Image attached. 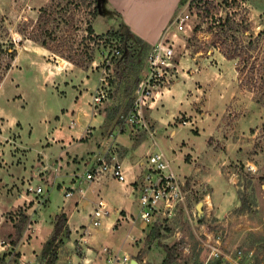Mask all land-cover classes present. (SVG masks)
Masks as SVG:
<instances>
[{
    "label": "rangeland",
    "instance_id": "rangeland-1",
    "mask_svg": "<svg viewBox=\"0 0 264 264\" xmlns=\"http://www.w3.org/2000/svg\"><path fill=\"white\" fill-rule=\"evenodd\" d=\"M185 1L170 24L188 12L193 31H179L175 39L178 72L171 84L182 81L189 96L187 108L173 118V123L162 128L148 120L145 109L150 128L159 129H156L155 147L149 130L142 128L133 134L135 128L125 125L121 118L130 111L128 101L136 93L134 84L143 76L147 59L144 55L130 69L125 70L122 65L112 68L109 98L96 106L91 103V117H104L100 129L103 135L113 136L108 143L115 140L111 150H117L118 155L121 153L124 157L125 145L116 144L114 133L122 131L126 145L138 152L130 158L131 162L145 159L158 148L170 160L183 186L184 201L172 215H160L154 225L159 222L164 234L161 240L178 249L180 264H193L198 259L209 264L216 258L215 253H220L218 259L227 264V260L240 251L243 262L264 264V0ZM26 3L27 0H0L12 36L25 20ZM189 3L191 7L187 6ZM207 9L211 14L205 13ZM88 12L77 15L81 29L75 46L83 49L89 45V39L82 44L81 38L87 36V22L91 20L101 40H114L120 48L119 32L124 30L122 24L125 23L117 13L108 4L105 14L97 18L91 19ZM227 15L234 20L233 26H242L235 32L240 43L233 52L240 57L235 59L224 54L222 40L215 36L222 35L215 27L217 21ZM196 26L200 30L195 36ZM260 32L263 35L260 36ZM17 35L14 34L15 38ZM15 40L18 56L0 85V245H5L0 256L12 251L13 217L21 208L28 212L30 222L20 245L11 253L9 264H41L43 245L53 232L56 216L64 213L65 190L69 185L61 175L54 178L61 169L60 153L56 147H50L52 141L46 135L58 126L57 119L66 108L65 127L67 130L68 127L78 128L71 125V121L80 123L79 107H73V103L67 105L69 95L75 99L86 84H92L84 94L89 100L93 97L94 84L103 76L102 70L94 65L95 61L96 64L101 62L102 48L98 47L97 40L95 44L91 41L95 61L88 70H82L74 64L73 67L61 65L58 62L61 57L36 46L32 40L21 43ZM229 45L228 49L236 50L237 42L231 40ZM123 51L127 54V48ZM243 59L246 62L243 63ZM175 129L177 135L172 137ZM89 134H93L92 126L87 128L86 135ZM142 141L140 147L144 150L139 149ZM71 162L80 164L82 161L72 159ZM27 183L45 187V193L28 192ZM200 202L203 203L202 213L197 209ZM131 205L136 217L139 205L133 201ZM153 227L142 230L131 221H116L112 230L119 234L123 250L131 252L138 264H158L162 259L161 248L157 243L150 246L146 239ZM102 231L98 228L85 239L79 231L74 235L71 231L70 238L60 242L56 264H83L87 249H91L90 253L100 259L101 264H110L105 247L116 256L127 253L118 246L111 247ZM96 234L99 241H88Z\"/></svg>",
    "mask_w": 264,
    "mask_h": 264
},
{
    "label": "crops",
    "instance_id": "crops-1",
    "mask_svg": "<svg viewBox=\"0 0 264 264\" xmlns=\"http://www.w3.org/2000/svg\"><path fill=\"white\" fill-rule=\"evenodd\" d=\"M48 2L49 0H27L26 6L24 8V12L26 14L24 13L23 19L36 20L39 15L40 8L46 5ZM183 2L186 1L108 0L107 4L112 10L117 13L120 21H124L123 23L126 24L131 32L138 35L148 44L153 46L159 42L164 31L168 28L172 19H174L173 17L177 9ZM136 15H138L140 19L136 17ZM14 34L19 33L13 32L12 37L14 40H22L20 34L17 35L18 38H15ZM34 44L49 52L47 49L39 46L38 44ZM59 59L60 60H58V62L61 65L65 63L66 65L69 64L73 67V64L68 62L67 60L62 58ZM98 84V81L94 84L92 93H94ZM91 86L92 84H86V86H84V90L76 94L75 99H72V95H69L67 105L69 106L73 103V107H79L77 108V113L79 115L78 121H81L80 123L76 121V123L74 124L77 125L78 128L72 130L71 127H68L67 130V127H65V124L63 122V115H66L68 111V108H66L64 113L59 116L60 118L57 119L58 126H55L52 130H49L48 134L46 135V137L52 141L50 147H56L55 149H57V151L60 153L58 158L60 159L59 166L61 167V169L60 173L55 174L54 178L58 177V175H61V177L63 176V178L68 180L69 185H67V189L65 190V196L67 191L73 192V195L71 197H66L67 203L65 204L64 209V213L69 217L68 224L71 228L72 235H74L76 231H79L81 236L83 235L82 228L84 226L90 225L93 210L97 202L99 200H104L108 205L110 214L100 227L104 230L102 231V235L107 238L106 241L109 242L111 247L118 246L120 251L130 254L133 261L134 258L131 252L129 253L126 249L123 250V244L121 242L119 243L118 240L119 234L117 233V231L112 230V228L116 221H131L136 226L138 224V227L142 229L137 219L138 213L135 217V215L132 213L131 205L132 201L134 204L136 203L137 205H139L138 184H134V181L141 172V169L138 166V163L141 159L137 158L135 162H131L130 158L138 152L134 150L133 147L126 145L127 142L123 138L122 131L117 135L114 133V135L116 136V144H119L121 146L125 145L123 146V154L125 155L124 157H122L120 153L119 157L123 161L125 167L129 169L128 182L120 183L114 179H110L107 177L101 178L94 182H90L89 180H87L85 175L88 168H90L94 163V155L105 154L109 148H112L114 146L112 143L115 142V140L114 142H110L111 140H113V136L108 137L106 135H103V130L100 129V127L104 125V117L102 115H100L99 118H94L93 116L91 117L90 108L92 109V96L89 100V98L87 99L84 94V92L86 91L85 89L88 90ZM188 99L189 96L187 90L184 88L182 81H176L174 84H170L169 87L160 90L151 104L146 107L148 120L152 124L154 123L158 128L169 126L171 123H173V118L180 111L185 110L184 107L188 105ZM73 112H75L74 109ZM88 126L93 127V134L86 135ZM158 128L156 129L159 130ZM176 135L177 131L175 129V131L171 133V136L174 137ZM108 140H110L109 143ZM143 143L144 141L140 143L139 147H142ZM141 147L139 149H141ZM115 151L117 152V150ZM72 159H76L82 162L80 164L72 163ZM137 168L140 169L139 172L137 171ZM57 185L59 188L61 187L60 183H58ZM104 197H106V199H104ZM133 216L135 217V220H133ZM98 236L99 235L96 234L95 236L89 237L88 241H97ZM4 248L5 245H0V251H3ZM87 250L88 255L82 260L83 264H101L100 259L96 258V256L90 253L91 249ZM20 251L23 252L22 250Z\"/></svg>",
    "mask_w": 264,
    "mask_h": 264
},
{
    "label": "built area",
    "instance_id": "built-area-1",
    "mask_svg": "<svg viewBox=\"0 0 264 264\" xmlns=\"http://www.w3.org/2000/svg\"><path fill=\"white\" fill-rule=\"evenodd\" d=\"M192 3L187 6L190 5L191 7ZM192 26L190 13H182L176 18L173 25L170 24L164 31L159 42L152 46L147 55L143 76L136 87V99L133 107L127 115L121 118L124 120L125 125H131L135 128L133 130L134 134L142 128L149 130V134L154 140L153 147L157 145V130L150 128L144 112L146 107L154 100L156 93L161 88L168 87L176 76L178 67L176 65L175 39L179 31H193ZM114 43V40L110 42L107 39L100 40V45L106 48L101 52V62L99 64H96V61L94 62V65L99 67L103 74L92 97L94 106L108 100L110 95L113 78L110 73L112 68H116V58L122 54L120 48L112 47ZM71 123L74 125L76 122L72 121ZM93 159L94 163L88 168L85 175L90 182L106 177L120 183L128 182L129 169L125 167L115 150L109 148L105 154L94 155ZM138 166L141 172L134 181V184H138L139 213L137 219L142 229L146 230L154 224L160 215L161 217L172 215L178 204L184 201L183 186L180 185L179 178L170 160L159 148L149 152L145 159L140 160ZM26 187L27 191L32 194L42 195L45 193V187L43 186L35 187L31 183H27ZM72 193V191H67L66 197H71ZM109 214L110 210L106 201L99 200L93 210L90 225L82 228L83 239L90 235L92 231L100 228ZM216 243L219 244V241H216ZM104 251H106L107 261L110 264L132 263V258L128 253L116 256V254L109 251L108 247H105ZM241 254V251L238 252L236 257L227 260V264H251L250 262H243V259L239 257ZM214 255L216 258L221 256L220 253Z\"/></svg>",
    "mask_w": 264,
    "mask_h": 264
},
{
    "label": "trees",
    "instance_id": "trees-1",
    "mask_svg": "<svg viewBox=\"0 0 264 264\" xmlns=\"http://www.w3.org/2000/svg\"><path fill=\"white\" fill-rule=\"evenodd\" d=\"M194 1H204V0H194ZM210 1V0H209ZM227 2V0H223ZM108 0H49V2L40 8L39 15L36 20H24L22 27H20L17 32L22 36V40H32L39 46L47 49L48 51L57 54L62 59L74 64L75 66L88 70L90 65L95 61V50L94 46H91V41L93 44L97 40L98 47L104 50L106 47L100 45L101 36L95 34L94 27L91 20H88L86 27V35L81 38V43L84 44L87 39H89V45L83 46V49L76 47L75 38L78 37L80 31V25L77 21V15L89 10L87 13L90 15L91 19L97 18L99 15L105 14L106 5ZM211 3V2H210ZM206 14H211V10H205ZM213 17V16H211ZM214 19V18H213ZM215 20V19H214ZM212 20L213 25H216L215 21ZM218 24L215 26L217 30L222 33L218 36L215 32V36L222 40V49L226 50L224 54L230 58L235 59L240 57V55L235 56L233 52H236L238 46L240 45L239 40L235 37V32L239 31V27L242 29L241 25H235L234 20L231 16L227 15L225 19L217 21ZM122 29L125 31H120V44L119 47L122 51L120 57L116 58V67L124 66L130 69L131 66L144 55H148L152 49V46L144 41L141 37L134 34L130 29L124 25ZM212 25L211 31L214 28ZM200 28L195 27V36L199 32ZM242 31V30H240ZM219 32V33H220ZM95 34V36H93ZM262 32L259 33L261 36ZM235 43L237 42L236 50L228 49L231 40ZM108 42L111 40L107 39ZM118 47L115 43L112 47ZM127 48V54H124L123 49ZM228 49V50H227ZM232 50V51H231ZM18 56V45L13 39L10 27L7 23L6 14L3 13L0 8V85L6 78L8 72L12 68L16 58ZM243 63L246 62L244 59ZM247 65V63L245 64ZM124 76L127 77L125 74ZM122 77V76H121ZM128 79V78H127ZM139 83L136 80L134 84V92ZM128 101V109L131 110L136 99V93L130 96ZM30 222V216L25 209H19L16 213V217H13L14 235L10 244L12 246V251L9 254H4L0 256V264H9L11 258V253L18 247L23 240L24 234L28 228ZM153 229L149 232L147 236L148 244L154 245L157 243L162 252V259L158 264H180L179 263V253L175 245H170L163 242L161 239L164 236L161 231V224L158 222L153 224ZM167 232L168 228L165 229ZM71 236V228L68 224V217L65 213L56 216V222L54 224L53 232L50 238L44 243L41 252V264H56L59 259V248L60 242L63 238L69 239ZM19 256V254L17 255ZM193 264H204L200 262L199 259L194 261ZM209 264H223L220 259H214Z\"/></svg>",
    "mask_w": 264,
    "mask_h": 264
},
{
    "label": "water",
    "instance_id": "water-1",
    "mask_svg": "<svg viewBox=\"0 0 264 264\" xmlns=\"http://www.w3.org/2000/svg\"><path fill=\"white\" fill-rule=\"evenodd\" d=\"M123 31H125V29H124ZM202 205H203L202 202H200V203L198 204L197 209H198L199 213H202ZM131 264H138V263H137L136 260H133Z\"/></svg>",
    "mask_w": 264,
    "mask_h": 264
}]
</instances>
